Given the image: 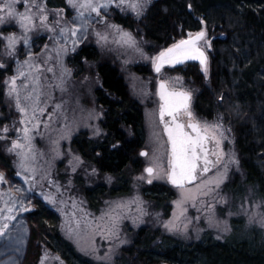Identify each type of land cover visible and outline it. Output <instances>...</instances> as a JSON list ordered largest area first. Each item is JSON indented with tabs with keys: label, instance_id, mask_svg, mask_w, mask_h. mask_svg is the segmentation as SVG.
Segmentation results:
<instances>
[{
	"label": "trees",
	"instance_id": "16d2710c",
	"mask_svg": "<svg viewBox=\"0 0 264 264\" xmlns=\"http://www.w3.org/2000/svg\"><path fill=\"white\" fill-rule=\"evenodd\" d=\"M44 2L48 8L63 9L66 20L76 15L68 7L67 0ZM107 16L108 20L125 29L139 30L157 48L168 47L189 31H198L202 27L201 18L207 20L213 43L209 52L207 85L196 62L180 67L179 72L192 79L198 88L193 101L196 114L212 119L219 112L232 128L243 176L230 177L223 184L224 191L239 199L251 189L257 198L264 200V0H154L140 21L111 8L107 10ZM45 44L44 36L35 38L18 52V58L29 52L37 53ZM2 47L3 43H0V54ZM99 55L97 47L84 40L66 61L74 77L84 73L85 58L87 62H98L96 73L100 87L96 88L95 97L103 109L101 127L104 135L92 139L82 131L70 143L100 174L115 178L109 186L81 184L88 207L95 212L103 200L130 194L128 168L131 167L133 173L139 169L137 156L145 142L141 104L130 95L118 68L110 62L98 61ZM14 74L13 60L0 67V125L9 124L14 118V112L7 109L4 98V81ZM221 93L227 94L224 102L218 99ZM113 145L117 146L113 148ZM5 159L7 166L0 170L6 172L10 189L15 192L17 188L23 189L17 192L19 196L38 204V208L21 215L18 213V222L28 230L20 252L6 251L5 240L0 238V264L9 256H14L17 264H39L45 248L51 255L60 256L65 264H96L80 255L63 237L58 213L42 195L30 192L0 144V165L5 164ZM141 195L161 210L164 218L169 216L175 197L171 187L153 183L143 186ZM232 226L231 234L222 241L206 234L189 244L163 235L159 230L140 228L131 246L122 251L118 264H264V241L260 232L253 230L243 234L239 227L241 220L234 219Z\"/></svg>",
	"mask_w": 264,
	"mask_h": 264
},
{
	"label": "snow or ice",
	"instance_id": "6c2138e0",
	"mask_svg": "<svg viewBox=\"0 0 264 264\" xmlns=\"http://www.w3.org/2000/svg\"><path fill=\"white\" fill-rule=\"evenodd\" d=\"M20 2L25 5L24 11H19L18 0H4L3 3H0V25L14 22L23 33L20 35L16 31H12L5 34L0 31V43L4 44L5 54L15 55L18 44L21 42L24 45L29 44L30 33L37 29H44L54 34L57 44L53 51L56 53V59L61 61L62 67V71L58 75L54 66L45 69V65L52 59L51 53L47 52L49 45L45 44L44 51L48 56L47 60L36 63L38 58L29 52L28 59L17 61L16 74L8 77L5 81L8 86L7 94L14 100L16 109L21 113L19 123L22 125V127L16 128L19 135L10 140L5 150L15 157V165L19 169L16 174L23 175L25 181L31 184L36 178L35 161L38 157L34 135L39 131L41 125L45 128L50 127L52 116L62 108L60 103H56L53 112L48 111V103L51 102L52 97L49 94L48 100H45L44 71L53 74L51 78H48L52 89L59 88L64 91L65 78L71 76V70L63 66V57L69 51L76 52V46L87 39L89 29L94 28V25H96L94 34L97 43L106 45L111 42L142 52L131 31L125 30L120 24L109 22L107 10L115 5L121 12H128L140 18L150 10L153 0H67V3L76 12L75 17L66 20L61 15L63 10L56 9L57 18L51 21L47 4L43 0H39V2L38 0H20ZM188 7L191 8L192 5L189 4ZM201 24L203 27H200L198 31H189L185 38L162 48L153 56L146 57L151 61L155 73L161 74L166 65L176 66L189 60H195L199 61L203 73L206 76L209 75L207 49L212 48L213 43L209 38L208 22L203 17ZM98 25H103V30ZM69 37L72 38L70 49L67 47ZM61 40L65 43H59ZM85 62H87V58H85ZM0 67H5L2 61H0ZM53 79L55 83H51ZM182 79L179 76L174 79H159L156 91V95L159 97V122L163 125L162 131L167 134V164L165 166L160 157H154L153 162L149 163L137 177L138 181L147 184H152L155 179L165 178L171 185L180 189L181 196L174 201L176 208L173 216L165 223L166 229L170 232H187L190 223L185 216L188 202H191L195 207L202 196L214 193L229 179L231 166L239 167L240 165V160L235 152L233 151L229 155L224 147L225 141L229 139L228 133L231 131V126L224 123L222 114H218L213 121L198 117L193 110V91L184 86H178ZM226 95V93H221L218 99L224 102ZM45 114L49 117L47 121L42 120ZM14 124L15 122L13 126ZM0 132L3 133L0 135V140L8 141L9 125H4ZM101 132L102 129L96 126L93 135L98 136ZM119 143L117 141V144ZM116 146L113 145V148ZM140 155L148 156V150L142 149ZM73 161L77 165L82 163L79 156H73ZM73 161H69V163L71 164ZM6 166L7 160L5 159V164L0 165V169ZM76 170L77 168L74 166L72 171ZM90 172L96 174L98 169L91 167ZM107 179L111 181L112 178L109 176ZM5 181L6 172L0 170V182ZM193 182H196L194 187L192 186ZM21 191L23 189H16V192ZM42 195L43 200L52 205L65 203L63 200H58L54 194ZM4 196L5 194L0 192V200L3 202V206L0 207V238L5 240L3 247L6 251L11 249L18 253L25 243V235L28 231L22 223L18 222V213L36 210L38 204L32 203L26 197L21 198L13 195L11 191L7 193L6 199ZM76 204L77 202L73 201L74 210L70 216L67 211L60 209L66 217L65 229L70 235L74 234L77 238L87 235L90 243L81 250L100 261L111 262L115 249L127 242L120 238L119 225L124 219L123 213L131 212V205L135 204L138 216L133 218V222L135 223L145 215L144 201L139 197L130 202L121 201L110 205L99 218L81 219L75 211ZM210 207L212 206L205 204V211ZM256 208L260 211L253 213L249 217V221L253 222L259 217V223L264 225V200L257 203ZM209 219L212 222V217ZM227 230L225 227L224 231ZM96 235L111 242L108 245V252L103 256L99 255V246L96 245L94 239ZM50 258L57 262L61 260L58 255L51 257L50 250L45 248L39 264H48ZM2 264H17V262L14 256H9Z\"/></svg>",
	"mask_w": 264,
	"mask_h": 264
},
{
	"label": "rangeland",
	"instance_id": "374dc122",
	"mask_svg": "<svg viewBox=\"0 0 264 264\" xmlns=\"http://www.w3.org/2000/svg\"><path fill=\"white\" fill-rule=\"evenodd\" d=\"M44 1L45 0H43V2ZM3 2L4 0H0V3ZM68 7L73 11V13L76 14L75 10L69 4ZM24 8L25 5L20 2V0H18L19 11H24ZM110 8L119 11L123 15H132L138 21L142 20L144 17L142 16L140 18H137L131 13L121 12L115 5H112ZM47 9L49 11L50 21L55 20L57 18L55 13L56 9H51L48 7ZM61 15L65 17L64 10ZM109 22L114 23L111 20H109ZM95 27L96 25H94V28ZM98 27H100L101 30H103L104 28L103 25H98ZM94 28L89 29L87 39H85V43H92L97 47L100 54L98 61L110 62L118 68L128 86L130 95L141 104L143 109L145 127V142L141 150L147 149L149 155L141 156L140 150L137 156L139 161V169L133 173V169L131 167L128 168L130 172V194L105 199L103 200L98 211H92L88 207L85 197L82 194V190L80 189L81 184L88 187H93L100 183L109 186L114 183L115 178L111 176L112 179L111 181H109L107 177H109L110 175L108 174H100L99 172H97L96 174H92L90 172V168L94 166L92 164L86 163L82 158V163L77 165L75 161H73V156H81L71 147L70 143L72 138L82 131L86 132L87 135L92 139H100L104 135V131L101 127L103 109L97 104L95 97V90L96 88L100 87V82L96 73V66L98 62H84V73L79 77H74L71 71V76H67L65 78L66 87L64 91H61L59 88L53 90L48 79L51 78L53 74L42 70L44 71L45 76V100H48L49 94L52 97L51 102L48 103V111L53 112L56 103H60L62 105V108L56 111L52 116L50 127L45 128L43 125H41L39 131L34 135V144L38 153L37 160L35 161V180H33L31 184H29L25 181L23 175L19 176L24 180L25 185L29 188L30 192L38 193L40 195L51 193L56 195L58 200H63L65 202L63 204L52 205L46 201V203L52 209H54L60 217L61 234L63 235V237L74 246V248L80 255L92 260L96 264H118V260H120L123 254L122 251L125 248L131 246L132 241L135 237V233L140 228H149L152 231L159 230L163 235L173 237L174 239L184 244L199 241L206 234H211L216 240L222 241L231 234L233 227L232 221L236 219L241 220V226L239 227L243 234H249V232L256 230L260 232L261 238L264 241V225H261L259 223V217H257L253 222L249 221V217L253 213L260 211L256 208V204L261 200L254 195L251 189H247L243 197L234 199L229 193L224 191L223 184L214 193L208 196H202L195 207L192 206L191 202H188V204L186 205L187 212L185 213V216L187 218V221H190V223L188 224L187 232H170L166 229L165 223L172 218L173 212L176 208L174 201L179 199L181 196L180 189L171 185L165 178H158L153 180V183H161L167 185L175 191V197L171 201V212L167 218H164L161 210L156 209L141 195V188L143 186L151 184L138 181L137 177L149 163L153 162L154 157H160L161 162L165 166L167 164V137L162 131L163 127L160 124L158 118L159 98L156 95L158 81L159 79L167 80L174 79L177 76L182 77V82L178 86H184L192 90L195 98V94L197 93L198 88L194 86V81L190 78H185L179 72V68L186 66V64H189V62L186 61L182 63V65L179 64L176 66L166 65L162 73L157 74L152 68L151 61L146 57L155 55L159 50L165 47L157 48L153 46L144 38L143 34L139 30L136 32H131L136 38L137 45L140 49H142V52H138L134 48L119 46L111 42L106 45L103 43H97V38L94 34ZM0 31H3L5 34L16 31L18 34L23 35L21 29L14 22L10 24L0 25ZM187 34L188 32L182 38H185ZM29 35L30 42L40 36H44L46 38V44L49 45L47 52L51 53L52 59L45 65V69L47 67L54 66L58 75L60 71H62V67L61 61L56 59V53L53 51L54 47L57 44V41L54 38V34L51 32H47L44 29H37ZM209 38L212 39L211 37ZM59 43L63 44L65 42L61 40L59 41ZM26 46L28 45H24L23 42H21L17 45L16 54L13 56H8L4 52L3 44L0 54V61H2L5 65L10 60H13L17 68L18 60L24 61L28 59V55H25L23 58H18V52H20L21 49ZM78 46L79 45L76 46V49ZM67 47L69 49L72 47L71 37H69V39L67 40ZM207 51L209 54L211 48L207 49ZM72 53L73 52L69 51L67 55L63 57L62 64L66 68H68L66 61ZM33 55L38 58L35 61L36 63L48 59V56L44 51V46ZM137 67L139 69H136ZM199 70L203 75L204 83L207 85L209 75L206 76L203 73L201 66L199 67ZM51 83H55V80L53 79ZM7 87L8 86L5 83V104L7 109L14 112V118L12 119L11 123L0 125V129H2L4 125H9V140H0V144L3 147L5 154H7L8 158L11 160L13 168L17 173L19 169L15 165V157L7 153L5 149L6 145L10 143V140L16 138V136L19 135L16 132V128L22 127V125L19 123L21 113H19L16 109L14 100L8 96ZM218 114L221 113L216 112L212 119H207L198 115L197 116L208 121H213ZM65 117H67V119H65ZM48 119L49 117L47 116V114L42 117V120L44 121H47ZM14 122L15 124L13 126ZM224 123L226 125H229V123L225 121ZM96 126L102 129L101 134L98 136L93 135V131ZM0 135H3V133L0 132ZM228 135L229 139L225 141L224 145L225 150L229 153V155H231V153L234 151L238 157V153L235 147V140L233 142L234 136L232 128ZM69 161H73V163L70 164ZM74 166L77 168L75 172L72 171V168ZM233 175H238L240 177L243 176L240 165L239 167L233 165L229 168V178ZM195 183L196 182H193V187L195 186ZM9 191H11L13 195L19 196L17 192L10 189L7 181L0 182V192H3L5 194V199L7 198V193ZM136 197H139L144 201L143 207L145 209V215L140 217L139 220H137L135 223L133 222V218L138 216L135 204L131 205V212L125 211L123 213L124 219L119 225L120 238L126 240L127 242L119 245L115 249L111 262L100 261L97 260L94 256L86 254V252L82 251L81 249L89 245L90 242L88 236L82 235L81 238H77L74 234L70 235L65 229L64 225L66 217L64 215V212L60 209H64L65 211H67L70 216L72 211L74 210L72 207L73 201L77 202L75 211L77 212L78 216L81 219H87L88 217L99 218L102 213L108 210L110 205L119 203L121 201L130 202ZM213 197H215V200H213ZM205 204L212 207L205 211ZM2 206L3 202L2 200H0V207ZM23 213L25 212H20L19 215ZM197 217L198 219H196ZM209 217H212V222H210ZM225 227H227V231H224ZM94 239L96 245L99 246V255L103 256L106 252H108V245L111 242L102 238L100 235H96ZM43 252L44 250H42V253ZM55 256L57 255H51V257ZM48 264L65 263L62 260L57 262L50 258Z\"/></svg>",
	"mask_w": 264,
	"mask_h": 264
},
{
	"label": "flooded vegetation",
	"instance_id": "af4514ba",
	"mask_svg": "<svg viewBox=\"0 0 264 264\" xmlns=\"http://www.w3.org/2000/svg\"><path fill=\"white\" fill-rule=\"evenodd\" d=\"M193 62H196V63H198L199 65H200V63L199 62H197V61H195V60H192ZM162 125V124H161Z\"/></svg>",
	"mask_w": 264,
	"mask_h": 264
},
{
	"label": "water",
	"instance_id": "95a60500",
	"mask_svg": "<svg viewBox=\"0 0 264 264\" xmlns=\"http://www.w3.org/2000/svg\"><path fill=\"white\" fill-rule=\"evenodd\" d=\"M158 87V86H157ZM159 98V97H158ZM162 127H163V125H162ZM165 135H166V137H167V134L166 133H164Z\"/></svg>",
	"mask_w": 264,
	"mask_h": 264
}]
</instances>
